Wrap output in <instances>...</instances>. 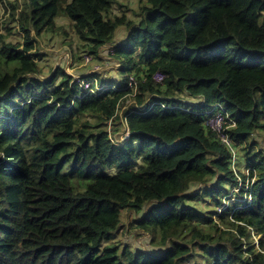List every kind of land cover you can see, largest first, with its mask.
<instances>
[{"label": "trees", "instance_id": "16d2710c", "mask_svg": "<svg viewBox=\"0 0 264 264\" xmlns=\"http://www.w3.org/2000/svg\"><path fill=\"white\" fill-rule=\"evenodd\" d=\"M140 3L135 21L110 17L117 0L10 2L24 44L0 34V264H264V0ZM58 19L97 57L127 28L112 55L127 84L41 78L32 36ZM244 145L249 174L234 162ZM126 213L164 250L115 243Z\"/></svg>", "mask_w": 264, "mask_h": 264}, {"label": "rangeland", "instance_id": "374dc122", "mask_svg": "<svg viewBox=\"0 0 264 264\" xmlns=\"http://www.w3.org/2000/svg\"><path fill=\"white\" fill-rule=\"evenodd\" d=\"M14 0H0V34L4 36H9L8 29L11 28L15 37L10 36V40H14L15 42H19L21 45L20 49H23V33H21V26L16 20L10 18L11 16V8L10 2ZM144 4L140 3V0H117V4L114 6L110 17H126L128 19H132L138 21L137 17L141 13V8ZM57 23L59 26H65V28L61 29L57 33H44L41 36H35L33 33V38L37 41L34 53L39 54L41 60H39L40 68L43 72L41 78H47L52 76L54 73L59 70H63L64 73L70 75L72 79L79 80V78H83L86 76H91L94 73L101 74V76L105 79L113 77L119 81L123 85H126V79L129 75L126 68L123 69V73L125 76L122 78L119 76L120 72V64L112 60V55L115 52L116 46L121 44L129 37V30L125 27H120L115 35V40L117 45H109L102 49V56H95L88 52L86 47H84V42H82L74 33L72 29L70 21L67 19H58ZM87 56L90 58V61H87ZM121 75V74H120ZM119 77V78H118ZM60 81V78L57 82ZM134 97V96H133ZM126 104H133L135 101L132 97H128L125 99ZM124 109L119 110V114L123 113ZM92 123L98 121V119L90 118ZM109 131L112 133L113 129L111 126V122L108 123ZM229 125L227 124V127ZM227 130H230L228 128ZM118 135V134H117ZM116 135V136H117ZM129 136V132L126 131L122 136V140L126 139L124 137ZM114 138L115 135H112ZM256 145L254 150L264 151V132H257L255 135ZM235 144H232V149H235ZM247 149V145H244L241 149H238L234 154V162L237 159V166L239 167L241 164V170L245 171L249 174V169L247 168L245 163H242L241 158L244 156L242 150ZM253 150L251 151V153ZM250 153V154H251ZM251 188V187H250ZM239 190H237L238 192ZM232 194V192H230ZM235 199L230 198L226 200V205H229V202H233ZM238 202H241V199H237ZM245 201V200H243ZM221 212V211H219ZM138 215H131L130 213H126L124 216V221L119 229L116 232L114 241L120 245H127L131 247L133 250H149L153 252H159L164 250V248L158 246L160 243V239L157 238L153 240L152 237L148 234H145L141 229L138 228ZM205 231L208 230L207 227L204 228ZM262 238L261 234H258L254 230L251 232V237L249 242L257 250H260V239ZM185 264H204L201 259L197 261H188Z\"/></svg>", "mask_w": 264, "mask_h": 264}, {"label": "built area", "instance_id": "2783aa9c", "mask_svg": "<svg viewBox=\"0 0 264 264\" xmlns=\"http://www.w3.org/2000/svg\"><path fill=\"white\" fill-rule=\"evenodd\" d=\"M87 61H90V58L87 56ZM154 79L158 83H162L165 80V75L162 73H156L154 76ZM78 82H81V88H83L85 91H92L93 84L96 82V80H82L79 78ZM132 85V84H131ZM97 90L101 91L103 89V86L98 85ZM222 108V107H221ZM209 114L210 124L212 126V129L215 133H217L221 139V141L232 147L233 142L230 140L229 136L225 134V131L230 128V126L227 127L226 123V117L223 115L220 111H212Z\"/></svg>", "mask_w": 264, "mask_h": 264}, {"label": "clouds", "instance_id": "9594fccd", "mask_svg": "<svg viewBox=\"0 0 264 264\" xmlns=\"http://www.w3.org/2000/svg\"><path fill=\"white\" fill-rule=\"evenodd\" d=\"M115 45H117V44H115ZM82 79V78H81Z\"/></svg>", "mask_w": 264, "mask_h": 264}, {"label": "bare ground", "instance_id": "6f19581e", "mask_svg": "<svg viewBox=\"0 0 264 264\" xmlns=\"http://www.w3.org/2000/svg\"><path fill=\"white\" fill-rule=\"evenodd\" d=\"M209 114H211V113H209Z\"/></svg>", "mask_w": 264, "mask_h": 264}]
</instances>
